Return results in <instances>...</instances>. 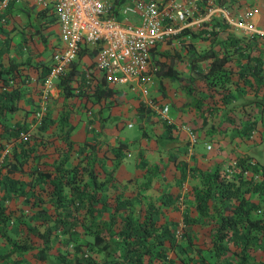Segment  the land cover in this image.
I'll return each mask as SVG.
<instances>
[{
    "label": "rangeland",
    "instance_id": "rangeland-1",
    "mask_svg": "<svg viewBox=\"0 0 264 264\" xmlns=\"http://www.w3.org/2000/svg\"><path fill=\"white\" fill-rule=\"evenodd\" d=\"M218 1L210 0L208 7L219 8ZM224 2L232 6L235 11V13L229 11L233 20H238L240 12L245 9L244 5H246V10H249L247 14L255 17L259 11L263 22H259L257 27L245 24L257 30V32H250L248 29L229 24L220 13H216L209 21L207 29L201 30L209 42L202 44L205 47L222 46L227 44L225 41L229 37L233 36L241 37L243 42L248 41V45L262 43L264 0H243L239 3L224 0ZM255 4L258 6V11L254 9ZM17 6L20 5L0 11V61L6 64L11 59L15 62L26 61L25 64L32 65L50 61L51 64L52 53L57 48V44H52L49 40L53 39L56 33H47L48 41L45 37L34 36L36 34L34 29L38 25L33 21L35 9L31 8L28 10L29 13H26L16 8ZM129 18L133 20V23L138 19L137 16H129ZM215 19L222 24L211 25L210 23L215 22ZM228 20L233 22L230 18ZM48 27H51L50 30L53 32L54 30L57 32L56 23L53 22ZM217 30V35L212 38L214 31ZM254 37L256 42L253 40ZM83 61L89 63L90 57L78 58L76 65L83 67L85 65ZM27 73L25 79H28V82L23 88L25 93L18 101L19 109L13 114H7L0 122L5 127H12L17 121L31 131L39 125H44L45 154L42 159L48 162L58 157V154L64 153L65 144L62 138L69 126L70 130L66 137L72 142V150L66 166L76 161L75 157L83 144H91L96 151L94 169L98 177L103 178L108 171L114 177L112 188L107 190V197L117 192L132 196L140 189L144 181L149 180L148 188L142 193L147 195L150 201H155L159 205L155 219L171 230L174 240L172 246L167 242L164 244L166 249L163 261H155L152 264H252V262L264 264V242L261 245L241 249V242L235 240L231 232H228V238L221 242L223 245L221 252L216 256L213 255L210 240L217 223L211 207L213 205L217 207L218 204L212 200L210 209L198 216L193 210L190 197L191 186L199 182L198 170L215 168L216 160L219 158L225 159L219 160L218 169L224 173L226 178H235L237 173H240L242 180L239 183L240 189H245L260 181L259 168L264 166V119L258 123L255 122L259 124L256 130L254 127L248 129L241 127L233 129L227 136L224 135L225 146L220 143L222 138L211 136L214 131L209 134L207 130L205 132L203 128H199L196 132L197 142L189 147L185 133L177 126L175 132L168 128L169 125L172 126L168 122L170 117L179 116L180 120L191 121L194 125L197 118H190L193 111L188 109L189 105L202 100V105H210L213 109L212 114L218 115L221 113L223 103L217 98L216 90L208 86V83L188 80L194 76L185 74L181 69L177 71V80L174 82L162 79V90L166 92L176 90L179 96L172 104L166 118L161 117L151 107L154 103H159L161 99L153 98L151 106H147L138 101L137 89L131 90L128 84L116 85V91L108 98L95 100L93 97H86L88 94L81 92L78 88H71V95L63 97L58 84L62 74L52 81L48 89H44L34 72L28 69ZM75 83L77 82H70L69 85ZM159 84L158 90L148 85V96L158 97V92L162 88V84ZM156 85H158L157 81ZM203 89L206 93H202ZM234 90L239 92L237 87H234ZM211 94L215 98H212ZM247 98L251 100L253 97L248 95ZM244 99L246 100L244 96L235 98L236 106L245 101ZM63 116H66L65 120ZM126 123H131L132 126L127 127ZM1 136L6 137L7 133L2 131ZM20 136L26 137L23 134ZM204 142L213 144V148L207 151L203 145ZM121 144L126 147L116 148ZM12 145L13 142H7L0 137V177L5 170L1 167L9 157ZM243 148H247L248 151L247 155L242 156H246L247 170L239 172L240 168L237 167L235 157L241 155ZM216 157L219 158L216 159ZM212 159L215 163L210 162ZM17 177L22 188L28 191L27 185L33 182L30 172H24ZM235 182L238 183L237 180ZM246 196L249 201L257 205V208L250 212V217H259L264 208V192H248ZM1 199H5L2 206L8 218L1 227L5 237L0 236V264H70L74 257L71 244L62 243L58 240L61 237L52 239L50 247L46 248L47 259L42 260L38 251L43 245L32 233L26 237L32 243L29 251L14 252L4 256L9 251V244L21 239V223L35 225L36 222L32 220L34 209L26 205L23 196L16 195L12 198L6 196ZM228 204L233 205V202H228ZM135 209L137 210L138 207ZM109 214V209L99 210L95 219L105 220ZM190 219L193 222L188 223ZM86 239L89 238L86 237ZM92 256L96 259L101 257L100 254H92Z\"/></svg>",
    "mask_w": 264,
    "mask_h": 264
},
{
    "label": "trees",
    "instance_id": "trees-1",
    "mask_svg": "<svg viewBox=\"0 0 264 264\" xmlns=\"http://www.w3.org/2000/svg\"><path fill=\"white\" fill-rule=\"evenodd\" d=\"M122 1L116 0L115 3L119 4ZM218 2L220 5H228L224 0ZM199 4H207V2L200 0ZM36 15L40 20H38L34 32L38 33L42 24L49 23L53 19L49 18L43 22L42 20L47 15L46 12L40 10L36 11ZM215 20L210 24L217 26L222 24L219 20ZM208 24L209 22L205 23L207 26ZM202 29H184L182 34L189 33L190 39L178 46L171 45L169 39L161 45L156 53L155 62L159 65V69L155 73V78L158 83L156 90L159 89V83L162 84V88L158 92V97L153 98L164 99L167 97L169 91L162 90V79L172 82L177 80L175 65L180 62L183 67L181 70L187 75L194 76L188 80L208 83V86L216 90L217 98L223 104L232 98L231 93L235 92L234 87L239 89L237 91L243 92L239 83L245 84L249 90L252 89L254 95L252 94L251 100L246 99L245 102L238 103V106H236L237 103L232 104L230 109L239 110L241 117L237 120L233 118L230 128L231 131L241 127L243 129L256 128V125L259 124L255 122L258 123L264 119V73H261L264 69L262 65L264 37L262 43L248 45V41L243 42L241 37L233 36L225 41L227 44L195 52L192 50L194 46L190 41L193 38L202 43H209L201 33ZM217 32L218 30L214 31L212 38L217 35ZM253 40L255 41V37ZM251 46L256 50L255 65L243 68L234 64L235 61H232V58L241 56V52L248 50ZM81 55L82 53H79L78 57ZM243 57L249 59L248 53ZM203 60H206L205 63L200 65ZM184 62H186L185 66ZM25 63L26 61L15 62L11 59L6 64L0 61V120L19 109L18 101L25 93L23 88L28 82V79H25L28 75L27 70L30 69L34 72L39 77L41 84L51 67L50 61L38 62L34 65ZM77 74L74 63H72L71 69L60 76L58 84L63 97L71 95V88L80 89V82L69 85L72 80H75ZM250 79L255 81L256 86L253 88L250 86ZM208 91L210 92V88ZM202 93H206V90L203 89ZM113 94L114 91L107 88L101 80L92 93L86 97L98 100L108 98ZM210 96L215 98L213 94ZM175 100L171 102V107ZM201 102L202 100H197L188 106V109L193 111L190 118H197L194 125L191 124V121H182L181 117L176 116V123L173 120L168 121L172 124L168 127L170 131L175 132L176 126L180 129L182 125L195 132L197 129L203 128L206 124V116L212 115L213 109L210 105H202ZM255 110L261 117L259 121L254 117ZM63 119L65 120L66 116H63ZM0 127L3 132L7 133V136L4 137L1 136V131V139L13 142L9 157L1 167L5 170L0 177V196L9 198L16 195L23 196L26 205L34 209V219L32 220L36 222L35 225L21 223V239L11 242L9 251L4 256L14 252L29 251L32 248V243L26 237L32 233L43 245L38 251L42 260L47 259L46 248L50 247L51 240L61 237L58 240L62 243L72 245L74 257L70 264H152L155 261H163L166 249L164 244L167 242L172 246L174 240L171 230L155 219L159 205L155 201H150V198L142 193L148 188L149 180L144 181L140 189L132 196L117 192L107 197V190L112 188L114 177L110 171L106 172L103 178L98 177V173L94 169L96 151L91 144H83L75 157L76 161L70 166H66L72 150V142L66 137L70 130L69 126L62 138L65 151L62 155L58 154V157L51 162L42 159L45 154L43 135L46 131L44 125H39L34 131L17 121L12 127H5L0 122ZM208 128H210L208 132L212 133L214 130L212 125ZM20 134L26 137L22 138ZM210 146L211 150L213 144ZM125 147L122 144L116 146V148ZM242 156L244 155L235 157L237 167L240 168L239 172L247 170L246 156ZM218 165L216 164L213 169L198 170L199 182L192 185L190 189L192 207L198 216L210 209L212 200L218 204L217 207L215 205L211 207L214 210L217 223L210 240L215 256L221 252L223 248L221 242L228 238V232L233 233L235 240L241 242V249L261 245L264 242V216L262 215L264 203L259 217L251 218L250 212L256 209L257 205L249 201L246 196L248 192H264V166L259 168L261 176L259 182L240 189L239 183L242 181L240 173H237L235 178H226L224 173L218 169ZM24 172H30L33 179V182L27 185L29 192L25 191L18 182L17 175H22ZM1 197L0 236L5 237L1 227L6 223L8 215L5 214L2 206L5 199H1ZM228 202H233V205H229ZM136 207H138L137 210ZM106 209L110 210L107 219H95L99 210ZM191 222H193L192 219L188 220V223ZM92 254H100L101 257L96 259ZM252 264L256 263L252 262Z\"/></svg>",
    "mask_w": 264,
    "mask_h": 264
},
{
    "label": "built area",
    "instance_id": "built-area-1",
    "mask_svg": "<svg viewBox=\"0 0 264 264\" xmlns=\"http://www.w3.org/2000/svg\"><path fill=\"white\" fill-rule=\"evenodd\" d=\"M115 1L0 0V11L28 4L35 11L46 12V17L57 24V48L52 53L51 69L41 82L44 89L70 70L74 63L78 74L72 82H80L82 92L90 95L101 80L114 92L116 85L128 84L131 90L137 89L138 101L147 106H151L154 97L148 96V85L156 90L155 73L159 69L155 62L156 53L166 40L169 39L171 45H180L190 38L189 33L182 34L184 29H207L205 23L216 13L231 25L257 32L247 27L245 21L228 16L239 25L232 24L224 15L226 11L223 8L208 7L210 0L202 5L200 0H123L119 4ZM232 1L239 3L243 0ZM129 16H137L138 19L133 23ZM79 53H82L80 57ZM82 57H90V62L80 68L76 60ZM177 96V91L172 89L166 98H161L151 107L166 118L171 102ZM126 126L131 127L132 124L126 123ZM180 129L192 147L198 140L196 132L184 125ZM203 145L210 150V144L204 142Z\"/></svg>",
    "mask_w": 264,
    "mask_h": 264
},
{
    "label": "crops",
    "instance_id": "crops-1",
    "mask_svg": "<svg viewBox=\"0 0 264 264\" xmlns=\"http://www.w3.org/2000/svg\"><path fill=\"white\" fill-rule=\"evenodd\" d=\"M244 6H245V9L242 10L243 11L242 14H241L242 11L240 12V17H238V20L237 21H242V22L245 21L246 24L252 25L254 27H257V25H258L259 22H263V21H261V15H260V13L258 11V6H256V4H255V8L253 7L255 9V11L256 10L258 11L257 12V15L255 17H253L252 14L250 16L248 14H246V12L249 11V10H246V8H247L246 5H244ZM220 7L223 8L226 11V13H227V15L229 17H230V12L229 11H231V13L232 12L235 13L233 7L230 6V5H227L226 6V4H222V5H220ZM16 8H20V10L25 9L24 11H26V13H29L28 10L31 9L32 7H30V5H28V4H25L24 7H16ZM243 14H246V15H243ZM228 16H226V18H228ZM47 19H49V18L46 17L42 21L44 22ZM38 20H40L39 19V16L36 15V11L34 10V12H33V21H34V23L35 22L38 23ZM51 23L52 22L42 24V28L39 30L38 33L34 34V36H36V37L40 36L41 38L42 37H45L46 40H47V37H46V34L47 33H51V34L56 33L55 30L53 32L52 30H50L51 27H48ZM231 23L232 24H235V25H239L238 23H236L234 21L231 22ZM34 31H35V29H34ZM190 41H191V44H193V46H194V48L192 50L195 51V52H200V51H202L204 49L205 50H208V48H209V47H205L202 44V42H200L198 39L193 38ZM49 42H51L52 44H56L58 42L57 33H56V36L53 39H50L49 40ZM255 51H256L255 48H253L251 46L250 48H248V50L241 52V56H239V57L234 56L232 58V61H235L234 64H237L238 66H241L243 68H246L247 66L255 65V60L257 59L256 56H255ZM247 53H248L249 59L246 58V57H243V55H245ZM82 58H84V57H82ZM205 61L206 60H203L200 65H203L205 63ZM262 62H263L262 65L264 67V58H262ZM84 63H86V62H84ZM175 69L177 71H179L180 69H183L182 64L180 62L177 63L175 65ZM261 73H264V69L262 70ZM250 81H251L250 86L252 88L255 87L256 86L255 81L253 79H250ZM239 85L243 89V92H238L237 93L236 91L235 92L232 91L233 92V93H231V97L232 98L229 99V100H227V103L226 104H223L221 106V113H219L218 115L212 114V115H210L208 117L206 116V118H205V123L206 124L203 127V131H205V132H206V130L209 131L210 128H208V126L211 127V125H212V128H214V130H213L214 132L212 134L211 133H209V134H211L212 137L213 136H217L218 139H221L222 138L223 140H220V143L222 144V146H225L224 143H225L226 140H225L224 137L227 136L230 133V131H231L230 123H231L232 119L234 118L235 120H237L239 117H241V112L239 110H237V109L236 110L230 109L231 106H232V104L237 103L235 101V98H237V97L238 98H241V97L244 96L246 99H248L247 98L248 95H250V96H252V94L254 95V92L252 91V89L249 90V88H247V86L245 84L239 83ZM255 112H256V110H255ZM254 116H255V118H256L257 121H259L261 119V117L258 115L257 112L254 114ZM175 117L176 116H173L172 115L170 117L169 121L173 120V122L176 123L177 120H175ZM257 128H258V125H256L255 130ZM228 141H230V140H228ZM247 152H248L247 151V148H243V150L241 151L240 154L241 155H247ZM248 156L250 157V155H248ZM217 158H219V157H216V159ZM219 160H225V159L219 158L218 160H216V164H219ZM226 160H228V159H226ZM210 162L215 163V161L213 159Z\"/></svg>",
    "mask_w": 264,
    "mask_h": 264
},
{
    "label": "bare ground",
    "instance_id": "bare-ground-1",
    "mask_svg": "<svg viewBox=\"0 0 264 264\" xmlns=\"http://www.w3.org/2000/svg\"><path fill=\"white\" fill-rule=\"evenodd\" d=\"M224 15L227 16V15L225 14V12H224ZM227 19H228V18H227Z\"/></svg>",
    "mask_w": 264,
    "mask_h": 264
},
{
    "label": "clouds",
    "instance_id": "clouds-1",
    "mask_svg": "<svg viewBox=\"0 0 264 264\" xmlns=\"http://www.w3.org/2000/svg\"><path fill=\"white\" fill-rule=\"evenodd\" d=\"M84 67V66H83Z\"/></svg>",
    "mask_w": 264,
    "mask_h": 264
}]
</instances>
